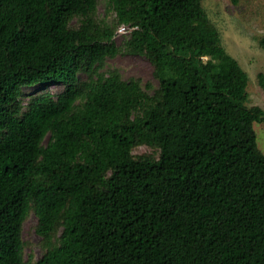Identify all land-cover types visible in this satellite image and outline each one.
<instances>
[{
    "label": "trees",
    "instance_id": "16d2710c",
    "mask_svg": "<svg viewBox=\"0 0 264 264\" xmlns=\"http://www.w3.org/2000/svg\"><path fill=\"white\" fill-rule=\"evenodd\" d=\"M107 1L131 28L121 46L98 0H0V264H264V109L247 105L248 74L203 0ZM122 52L148 58L152 95L99 73ZM50 84L64 90L23 108L25 88Z\"/></svg>",
    "mask_w": 264,
    "mask_h": 264
},
{
    "label": "rangeland",
    "instance_id": "374dc122",
    "mask_svg": "<svg viewBox=\"0 0 264 264\" xmlns=\"http://www.w3.org/2000/svg\"><path fill=\"white\" fill-rule=\"evenodd\" d=\"M203 7L220 34L221 45L228 55L234 59L249 76L248 103L249 107L259 106L264 109V89L259 84V76L264 75V49L260 41L264 37V0H240L233 4L229 0H203ZM97 20L116 27L115 41L121 46L123 41L130 36L131 28L125 25H117L116 13L107 0H98ZM80 20L74 19L73 27H77ZM117 70L122 79L128 81L135 79L153 94L159 87L158 80L154 77V68L147 57L120 53L115 58H109L100 67L99 73L108 75ZM87 73L80 74V80L86 81ZM64 90L62 84H50L38 86L34 89L25 88L22 99L23 108H27L31 98L44 93L57 96ZM255 131L260 150L264 153V122L255 123ZM132 154L135 157L143 155L159 158L160 151L157 148L146 145L136 146ZM37 218L30 213L23 225L22 236L25 240L24 259L26 261H38L45 254L41 237L36 233Z\"/></svg>",
    "mask_w": 264,
    "mask_h": 264
}]
</instances>
